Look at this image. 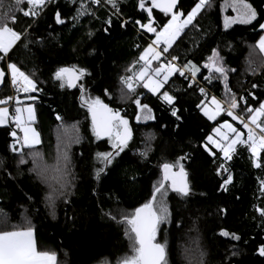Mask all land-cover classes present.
Segmentation results:
<instances>
[{
  "label": "trees",
  "instance_id": "16d2710c",
  "mask_svg": "<svg viewBox=\"0 0 264 264\" xmlns=\"http://www.w3.org/2000/svg\"><path fill=\"white\" fill-rule=\"evenodd\" d=\"M224 1L211 0V6L197 16L195 26L185 28L169 53L152 61V67L176 56L182 65L190 61L199 67L198 78L218 77L204 67L216 50L229 69L227 85L231 93L237 97L255 92L259 100H250L248 105L258 108L264 101V55L258 48L264 34L259 27L264 23V0H247L257 11L256 21L229 28L224 27L222 20ZM80 2L54 0L35 19L17 10V22L10 25L18 32H27L0 61V67L7 72V63H15L41 89L27 93L35 97L30 102L36 108L35 124L41 143L33 149H23L25 163L21 164L20 154L10 150L14 143L10 133L15 130L20 137V130L11 120L9 125L0 127V230L26 227V221H30L38 251L55 252L57 264H102L105 260L117 264L132 252L126 235L130 226L123 217L132 215L151 199L154 186L161 181L162 165L174 164L184 155L188 158L185 167L191 193L181 197L168 192L169 222L161 223L157 233V240L165 239L167 243V264H264V256L258 253L259 246L264 244V218L256 211L264 208V194L260 191L264 150L260 154L262 166L256 168L247 146L237 145L232 160L226 164L233 182L224 191L220 185L227 173L217 174L224 163L223 155L212 147L208 146L215 156L205 149L206 138L231 117L224 111L210 120L197 105L201 100L209 102L211 97L228 104L231 93L226 91L224 80H208V98L200 93V87H189L188 81L177 74L169 78L158 94L149 92L135 79V91L129 92L121 78L134 77L142 66L141 61L136 62L155 37V33L146 32L135 23H147V13L137 7L138 0H123L120 16H112L114 10L103 0L100 5L87 0L94 15L85 14L73 20ZM196 2L179 0L178 8L186 15ZM15 7L13 0H0V12ZM20 7L27 9L28 5ZM57 11L66 23L55 22ZM109 16L110 26L105 22ZM152 18L160 30L171 16L154 8ZM67 66L87 70L80 82L86 89L85 98L99 97L129 121L132 139L111 163L97 157V153L114 150L108 138L97 139L94 135L80 88L72 89L66 81L61 87V81L54 77L59 68ZM8 89L6 76L0 97ZM164 91L175 97L179 119L171 114L173 105L158 98ZM137 98L152 109L154 119L137 122ZM246 107L241 103L236 109L245 120L249 115L243 111ZM14 109L15 105L10 107L11 115ZM260 120L264 121V116ZM236 122L246 138L247 130ZM67 135L78 138V142L67 149L70 163L66 186H62L57 168L62 164ZM34 152L39 157L31 155ZM50 196H55L54 214ZM222 229L241 239L220 236ZM234 251L236 255H232Z\"/></svg>",
  "mask_w": 264,
  "mask_h": 264
},
{
  "label": "snow or ice",
  "instance_id": "6c2138e0",
  "mask_svg": "<svg viewBox=\"0 0 264 264\" xmlns=\"http://www.w3.org/2000/svg\"><path fill=\"white\" fill-rule=\"evenodd\" d=\"M15 8L9 12H0V61H4L9 52L12 51L14 46L21 41L22 37L26 34L16 31L12 26L17 22V16L15 12L18 10L25 17H31L33 19L39 17L44 8L53 3L54 0H13ZM76 3L77 0H72ZM123 0H103L111 6L114 10L112 16L122 15L120 4ZM27 4V9L20 7L23 4ZM102 0H91V4L100 5ZM150 4V6H148ZM179 0H138L137 7L145 11L148 15L147 23H141V21H135L139 27L146 32L155 33L156 39L144 50L139 57L140 61H143V65L140 69L134 73L133 76L127 78L122 77V83L125 84L129 92H134L135 87L133 80L141 82V86L146 88L153 94L160 93V89L164 88V85L168 83L169 78L179 73L181 76H185V72L190 73L191 82L189 87L196 82L195 78L200 71L199 67L192 64L190 61L184 64L182 67H178L174 61L178 59L176 56H171L170 60L165 63H160L156 67H152V61H159L165 53H169V49L175 43L180 33L189 25H194V21L197 16L206 8L211 6V0H197L191 10L185 15V13L178 8ZM226 6L233 8L237 12L235 17L225 18V27H229L234 23L252 24L257 20L256 9L247 2V0H226ZM158 8L165 15L171 16L166 24L157 31V25L153 20V9ZM85 14L94 15L88 8L87 0H81L79 7L76 9V15L72 17L73 20H78ZM112 16L105 21L109 26L112 24ZM55 22L57 24L66 23L62 18L61 13L57 11L55 13ZM127 21H124L126 24ZM122 26H124L122 24ZM31 27V25H29ZM260 29L264 30V23L259 24ZM165 45L162 49L160 45ZM27 46V45H25ZM258 48L261 52H264V36H262L258 42ZM150 57V59H149ZM135 66V65H134ZM133 66V67H134ZM205 68H208L212 73L218 74V77L205 76V80H211L213 78H222L225 83V89L231 93V89L228 88L227 79L228 71L224 64L223 58L219 52L213 50L212 55L208 58V62L204 64ZM131 71V69H129ZM87 74L86 69H77L61 67L55 73L56 80L61 81V87L65 86V81L68 87H78L81 90V99L83 106L88 108L91 114L92 127L94 135L97 139L107 137L111 142V147L114 151L106 153H97V157L107 163H111L114 155H119L128 146L129 141L132 139V129L129 125L128 119L120 115L119 110H113L107 104H105L99 97L85 98L86 89L83 84H77L83 76ZM6 76H10L12 86L17 92L23 91L24 93L39 92L41 89L37 87L36 81L24 71L20 69L15 63H7V72L4 68H0V85L5 84ZM188 79L189 77H185ZM257 85H253V88ZM200 93L207 96L204 88L199 89ZM107 94V90H106ZM253 99H256L253 93H249ZM158 98L164 100L172 107V115L177 116V109L174 106L175 97L170 95L168 91H164L158 96ZM28 99H35L33 96H29ZM15 100L16 104H20V100L14 97H6L0 99V127L6 126L10 120L15 123V127L22 133V137L17 136V132L13 130L10 135L14 138V143L10 145V150L14 153L20 154L19 163H25L23 158V149H33L36 145L41 143L39 133L33 128L32 122L35 121L34 108L29 105L25 108L16 107L13 115H10L7 105L10 101ZM137 106L138 113L136 115L137 122L141 120L147 121L154 119L152 115V109L147 104H142L140 99L134 100ZM209 103L215 106L214 110L209 109ZM241 103L247 105L243 110L248 113L247 120L243 115H237L235 110L240 108ZM198 108L203 112L205 116L210 120L216 119L222 112L226 111L227 115L232 118L233 121H237L242 125L243 129L247 130L246 138L245 133L233 126L232 123L225 121L220 127L214 129V132L220 136V140L214 139L213 135H209L207 143L205 144L206 151L210 155L215 156L216 153L208 147L209 144L218 148L223 154L224 163L220 164L217 174L223 175L227 173L226 178L223 179L220 188L224 191L228 190V186L233 182V176L226 164L231 161L233 155L236 153L237 145H246L248 150L252 154V164L256 168H260L261 150H264V121L260 120V117L264 116V101H261L258 108H253L248 105L247 98L241 96L239 101L234 93H231L228 102V108L224 109L221 102L215 97H211L209 102L201 100ZM27 113V118L24 117V113ZM180 117L177 116V119ZM57 119H62L57 116ZM227 129L228 132L221 133V129ZM229 133L233 134L231 137ZM67 143L64 145V151L62 154V164L57 168L60 173V181L62 186H66V175L68 172V165L70 158L68 155V147L73 142H78V138H73L71 135L66 136ZM17 145H20L17 148ZM35 157H39L38 152L31 153ZM146 155V153H145ZM184 159L183 157L180 158ZM3 162L0 161V164ZM178 167L179 171L174 172L173 169ZM163 176L161 181L154 186L151 199L144 203L142 206L135 209L134 213L130 216L125 215L123 220L130 226L129 232L126 235L129 236L133 255L125 256L117 261V264H167L166 260V244L159 243L157 241V233L159 225L168 220L170 216L169 208L167 206L165 197L167 196L168 188L176 192L181 197H187L191 193V188L187 180L188 174L184 171L183 164L178 160L175 164L164 163L162 165ZM100 171H103L101 169ZM99 176V172L97 173ZM170 182V183H168ZM260 191L264 194V180L260 181ZM55 193V190H54ZM159 194V197H158ZM50 205L55 208V196H50ZM258 214L264 218V208H257ZM27 226L22 228H13L12 230H0V264H56L57 256L55 252L38 251L36 242L34 239V231L30 221H26ZM220 236L228 238L234 241H239L241 237L236 233H230L227 230H221ZM258 253L264 256V244L258 248ZM232 255H236L234 251ZM102 264H108L105 260Z\"/></svg>",
  "mask_w": 264,
  "mask_h": 264
},
{
  "label": "built area",
  "instance_id": "2783aa9c",
  "mask_svg": "<svg viewBox=\"0 0 264 264\" xmlns=\"http://www.w3.org/2000/svg\"><path fill=\"white\" fill-rule=\"evenodd\" d=\"M141 56V55H140ZM150 59V58H149ZM171 59V57H168L167 58V60H170ZM142 62V65H143V61H141ZM174 63L178 66V67H182L183 65L182 64H180L179 62H178V60H176V61H174ZM179 77H182V78H185L186 76L187 77H189L188 79H186L187 81H188V84L191 82V78H190V73L189 72H185V76H181L179 73H176ZM207 76H209V75H207ZM8 78H9V89H8V93L6 94V95H4V96H2V97H0V99H2V98H6V97H9V96H11V97H14V98H17L18 97V95L21 93V92H23V91H19V92H17L16 91V89L12 86V84H11V81H10V76H8ZM195 80H196V82L195 83H193L192 84V86H198V87H200V88H204L205 89V91H206V93H207V96H206V98H208V96H209V89H208V86H207V82H208V80H202V79H200V78H198L197 76H196V78H195ZM136 87V86H135ZM249 93H253L254 95H255V97H256V99H253L252 98V96H250L249 95ZM239 96H244V97H246L247 98V101H253V102H256V101H258L259 100V97H258V95L255 93V92H253V91H248L247 93H242L241 95H238L236 98L238 99L239 98ZM225 104V106H226V109L228 108V104L227 103H224ZM15 105V100H13V101H10L9 102V104L7 105V107H13ZM235 112H236V114H238V115H241L240 113H238L236 110H235Z\"/></svg>",
  "mask_w": 264,
  "mask_h": 264
},
{
  "label": "crops",
  "instance_id": "0c3cea01",
  "mask_svg": "<svg viewBox=\"0 0 264 264\" xmlns=\"http://www.w3.org/2000/svg\"><path fill=\"white\" fill-rule=\"evenodd\" d=\"M223 16V15H222ZM222 20H223V18H222ZM223 25H224V23H223ZM224 27H225V25H224ZM227 28H229V27H227ZM262 36H264V34L262 35ZM260 40V39H259ZM259 42V41H258ZM262 54L264 55V52H262ZM29 97V95H27V93L24 95V94H22L21 95V93L18 95V99L20 100V104H16L15 103V108L16 107H21V108H25V107H27V106H29V105H31L33 108H34V113H35V121L34 122H32V127L33 128H35V130L39 133V131H38V129H37V127H36V119H37V115H36V108H35V105H34V103H32V102H30V99H27ZM218 101H220L221 102V105H222V107H224V102L223 101H221V100H219V99H217ZM9 108V113H10V115H11V110H10V107H8ZM209 109L210 110H214L215 109V106L214 105H211L210 103H209ZM14 111H15V109H14ZM226 112V111H225ZM224 112H222L220 115H222ZM219 115V116H220ZM219 116H217L216 118H218ZM24 117L25 118H27V113L25 112L24 113ZM207 117V116H206ZM208 118V117H207ZM232 119V118H231ZM226 120V121H228V122H230V123H232L233 124V126H235L236 128H238L237 126H236V124L234 123V121H232V120ZM215 120V119H214ZM224 123V122H223ZM223 123H221V124H223ZM236 123H238V122H236ZM10 124V122L7 124V125H9ZM220 124V125H221ZM6 125V126H7ZM220 125L219 126H217L216 128H218V127H220ZM215 128V129H216ZM17 129V128H16ZM225 132H228V130L227 129H221V133H225ZM210 135H213V137H214V139H216V140H220V136L219 135H217L214 131L210 134ZM231 135H233V134H231V133H229V136L231 137ZM23 136V133L20 131V137H22ZM39 136H40V133H39ZM41 140V139H40ZM206 142H207V139H206ZM37 146V145H36ZM209 147H212V148H214V149H216V150H218V151H220L218 148H215L213 145H211V144H209L208 145ZM18 148L20 147V145H18L17 146ZM223 155V154H222ZM34 231V230H33ZM34 239H35V242H36V237H35V232H34ZM36 246H37V244H36ZM38 250V249H37ZM56 264H57V261H56Z\"/></svg>",
  "mask_w": 264,
  "mask_h": 264
},
{
  "label": "rangeland",
  "instance_id": "374dc122",
  "mask_svg": "<svg viewBox=\"0 0 264 264\" xmlns=\"http://www.w3.org/2000/svg\"><path fill=\"white\" fill-rule=\"evenodd\" d=\"M248 3H250L249 1H247ZM251 4V3H250ZM252 5V4H251ZM221 12H222V18H223V23H224V25H225V18L226 17H235L236 15H237V12L236 11H234L233 10V8H231V7H227L226 6V0L222 3V5H221ZM235 24H242V23H234V24H231L229 27H231V26H233V25H235ZM157 31H159V30H157ZM182 33V32H181ZM180 33V34H181ZM180 36V35H179ZM156 39V36L154 37V40ZM165 46V45H164ZM164 46H162V44L160 45V48L162 49ZM150 58V57H149ZM134 87H135V84H134ZM163 89V88H162ZM162 89H160V91L162 90ZM28 99V98H27ZM225 109H226V107H225ZM238 115V114H237ZM168 192H170V190H169V188H168V191H167V194H168ZM159 197V196H158ZM165 200H166V203H167V196L165 197ZM167 206H168V204H167ZM169 208V207H168ZM169 222V218H168V220L166 221V222H164V223H168ZM161 225V224H160ZM160 225H159V227H160ZM158 239V238H157ZM158 241V240H157ZM159 243H165L166 244V249H167V243H166V240L165 239H163V240H161V241H158ZM134 253H133V250H132V252H131V255H133Z\"/></svg>",
  "mask_w": 264,
  "mask_h": 264
},
{
  "label": "water",
  "instance_id": "95a60500",
  "mask_svg": "<svg viewBox=\"0 0 264 264\" xmlns=\"http://www.w3.org/2000/svg\"><path fill=\"white\" fill-rule=\"evenodd\" d=\"M76 67V66H75ZM1 68V67H0ZM67 68H73V66H67ZM77 68V67H76ZM77 69H79V68H77ZM83 78V77H82ZM81 78V79H82ZM81 79L79 80V81H77V84L79 85L80 84V82H81ZM2 87H3V85H0V90L2 89ZM79 87V86H78ZM78 87H70V88H72V89H75V88H78ZM22 94H26V93H24V92H21V95ZM105 104H107V103H105ZM109 107H110V105L109 104H107ZM111 108V107H110ZM88 109V108H87ZM113 110H116V109H113ZM120 112V115L122 116V117H124L123 115H122V113H121V111H119ZM89 115H90V118H91V114H90V112H89ZM125 118V117H124ZM91 122H92V119H91ZM16 128V127H15ZM107 137H103V138H101V139H106ZM131 141V140H130ZM129 141V142H130ZM181 157H183L184 159H180ZM178 160H180V163H182L183 164V167H184V171L188 174V176H187V180H188V183H189V185H190V188H191V184H190V180H189V173H188V171H187V169H186V164H187V162H188V158L186 157V156H180L179 158H178ZM177 160V161H178ZM173 171L174 172H178L179 171V168L177 167V168H174L173 169ZM162 176H163V169H162V167H161V179H162ZM168 183H170V182H168ZM170 189V191L171 192H174V191H172L171 190V188H169ZM174 193H176V192H174ZM159 195V194H158ZM166 258H167V249H166Z\"/></svg>",
  "mask_w": 264,
  "mask_h": 264
},
{
  "label": "flooded vegetation",
  "instance_id": "af4514ba",
  "mask_svg": "<svg viewBox=\"0 0 264 264\" xmlns=\"http://www.w3.org/2000/svg\"><path fill=\"white\" fill-rule=\"evenodd\" d=\"M175 164V163H174ZM177 168V167H176ZM170 190V189H169ZM171 192V191H170Z\"/></svg>",
  "mask_w": 264,
  "mask_h": 264
}]
</instances>
